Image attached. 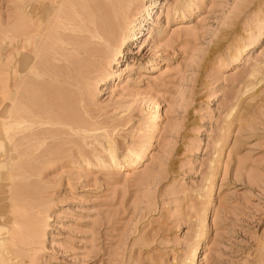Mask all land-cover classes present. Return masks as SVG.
<instances>
[{
    "label": "rangeland",
    "instance_id": "obj_1",
    "mask_svg": "<svg viewBox=\"0 0 264 264\" xmlns=\"http://www.w3.org/2000/svg\"><path fill=\"white\" fill-rule=\"evenodd\" d=\"M15 97L0 264H264V0H0L4 141Z\"/></svg>",
    "mask_w": 264,
    "mask_h": 264
},
{
    "label": "bare ground",
    "instance_id": "obj_2",
    "mask_svg": "<svg viewBox=\"0 0 264 264\" xmlns=\"http://www.w3.org/2000/svg\"><path fill=\"white\" fill-rule=\"evenodd\" d=\"M21 1L24 2V0H21ZM58 6H60V4ZM111 11H112V9H111ZM110 14H112V13H110ZM111 18H113L112 15H111ZM104 21H106V19ZM27 22H26V20L24 18L21 19L19 29L17 30V33L15 35L17 40H21V42H22V44H23V46L25 48H27L28 46L31 47V49L35 52V55H34L35 59L36 58L42 59L41 56H44V54L47 55V53L51 55V53H49L48 50L43 52V48H44L43 45L44 44H39L38 40L39 41L42 40V41H44L46 43V39H47L51 43L52 42H57V41L61 43L62 39L59 38V34H58L59 30L58 29L59 28L62 29V27L64 29V27L66 26V23H67L66 20L60 15L59 12H57L56 14L52 15V24H51L50 28H52L53 34L51 36H49V32H47V30L48 31L50 30V28H48L49 26L45 25L46 27H42L41 22H37V24L33 26V25L28 24ZM109 23H111V24H108V26H106L107 29H106V27H103V31L104 32L101 29L103 34H105V31H106V38H111L112 35H114L113 28H115V22L113 23V22L109 21ZM106 24H107V22H106ZM106 24L104 23V26ZM8 37H10V35ZM120 43L121 42L119 41L116 44L119 45ZM22 56H25V55H22ZM24 58L25 57H23V59ZM50 72L51 71L43 72V69L40 70L39 68H37L32 63L30 65L29 69H28V73L26 74V78L25 79H21L20 80L21 82L18 83V85L16 87V95L23 96V97L29 96L30 93H31V92L29 93V90H28V89H30L29 88L30 85H29L28 80L26 82V79H30L31 81H33V80H36L38 77H41V76H44V75H47V74L49 75V74L53 73V72L52 73H50ZM41 82H43V81H41ZM20 84H21L22 88L19 90V85ZM60 98H61V105L60 104L59 105L61 106L62 109H64V111H68V108L70 107V103L68 105L69 99H65L64 96L60 97ZM66 98H67V96H66ZM9 100H10V98H9ZM10 101H11L12 105L14 104L16 106H15V110L13 112H12L11 109H9V112H8V115H7L6 119H5V121H3V135H4L5 139H6V141L0 139V151H4V150L6 151V142L8 144L12 142V139L14 138L13 131L16 128L22 127L24 125V123L32 124V120H28V119L25 118V115H24V113H25V111H24L25 110V104L22 101H21V103H18L19 100L16 97L14 99H11ZM15 103H17V104H15ZM3 166H4V163H2V164L0 163V167H3ZM0 261H1V259H0Z\"/></svg>",
    "mask_w": 264,
    "mask_h": 264
}]
</instances>
